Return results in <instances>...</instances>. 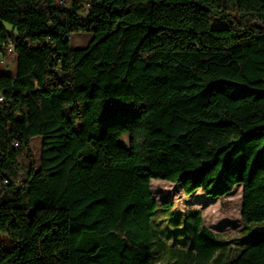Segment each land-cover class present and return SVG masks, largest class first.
<instances>
[{
	"label": "trees",
	"instance_id": "16d2710c",
	"mask_svg": "<svg viewBox=\"0 0 264 264\" xmlns=\"http://www.w3.org/2000/svg\"><path fill=\"white\" fill-rule=\"evenodd\" d=\"M0 54V264H156L153 180L242 185L243 233L264 224V0H0ZM238 252L213 264H264V238Z\"/></svg>",
	"mask_w": 264,
	"mask_h": 264
},
{
	"label": "rangeland",
	"instance_id": "374dc122",
	"mask_svg": "<svg viewBox=\"0 0 264 264\" xmlns=\"http://www.w3.org/2000/svg\"><path fill=\"white\" fill-rule=\"evenodd\" d=\"M64 0L63 3H68ZM212 27H225L223 24ZM90 34H72L70 37L71 48H85L91 41ZM0 63V73L11 76L16 72V61L13 56L3 57ZM2 58V59H3ZM127 142V136L122 141ZM122 145V144H121ZM33 156L38 160L40 155L41 138H35L31 143ZM151 189L159 205L171 204V207L158 208L156 214L157 227L166 249L160 253V260L156 264H213V259L221 257L218 254L227 252L238 255L243 240L253 243L257 238H264V224L255 225L248 233L244 234V225L241 219L242 185H237L234 190L223 198L206 197L201 192L186 196L180 185L161 180H153ZM196 213L201 220L198 221ZM198 228V231H197ZM206 228L222 248L213 256V259L202 258L196 255L193 240L195 235L202 236V245H208L210 238L201 233ZM15 244L6 234L0 235V255L11 250ZM173 252H176V259ZM222 257L223 264H229V259ZM230 256V255H229Z\"/></svg>",
	"mask_w": 264,
	"mask_h": 264
},
{
	"label": "built area",
	"instance_id": "2783aa9c",
	"mask_svg": "<svg viewBox=\"0 0 264 264\" xmlns=\"http://www.w3.org/2000/svg\"><path fill=\"white\" fill-rule=\"evenodd\" d=\"M64 0H62L63 2ZM4 52L6 55L12 54L13 52V46L12 45H8L7 47H4ZM4 56L0 54V63H2L4 61ZM3 58V59H2Z\"/></svg>",
	"mask_w": 264,
	"mask_h": 264
},
{
	"label": "crops",
	"instance_id": "0c3cea01",
	"mask_svg": "<svg viewBox=\"0 0 264 264\" xmlns=\"http://www.w3.org/2000/svg\"><path fill=\"white\" fill-rule=\"evenodd\" d=\"M0 75H1V73H0ZM15 74H13L12 76H14Z\"/></svg>",
	"mask_w": 264,
	"mask_h": 264
}]
</instances>
